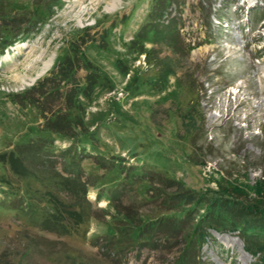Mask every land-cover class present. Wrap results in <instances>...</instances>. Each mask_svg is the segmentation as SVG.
I'll use <instances>...</instances> for the list:
<instances>
[{
    "label": "rangeland",
    "instance_id": "obj_1",
    "mask_svg": "<svg viewBox=\"0 0 264 264\" xmlns=\"http://www.w3.org/2000/svg\"><path fill=\"white\" fill-rule=\"evenodd\" d=\"M0 5V264H171L205 203L264 215V0ZM68 58L79 86L90 72L96 81L63 138L42 127L65 110L71 83L57 71ZM28 142L40 150L26 147L16 173L7 154ZM76 172L85 198L59 186ZM188 190V201L168 198ZM80 209L88 218L74 224ZM55 211L66 231L40 225ZM159 217L179 225L132 239ZM206 231L191 264H257L237 229Z\"/></svg>",
    "mask_w": 264,
    "mask_h": 264
},
{
    "label": "trees",
    "instance_id": "obj_2",
    "mask_svg": "<svg viewBox=\"0 0 264 264\" xmlns=\"http://www.w3.org/2000/svg\"><path fill=\"white\" fill-rule=\"evenodd\" d=\"M1 6V5H0ZM2 9L0 7V16L2 17ZM8 42L2 43V46H7ZM135 44V40L131 43ZM139 54L147 55L149 51H146L141 45V48L138 49ZM74 62V60H73ZM72 63L70 59L64 61V67L59 68L57 74L63 79L64 82L71 83V88L65 93L67 103L65 104V110L60 109L57 111L53 117H49L44 121V125L42 127V131L46 133H54L58 136L63 138H72L73 135L69 133L70 128H76L77 124H81V120L76 116L74 118L68 115V111L72 109H81L80 103L81 101L78 100L79 95H83L85 98L92 93L95 86L96 76L94 73H91L89 69H87L89 75L87 76V83L85 86H79V83L74 78V71L78 66L75 65L72 71ZM170 72H172L169 68L164 69L163 73H158L159 78H165ZM125 73V72H124ZM162 76V77H161ZM95 118V117H94ZM98 120L94 119L89 123V126H93L97 124ZM88 141L92 142V137L87 135L85 137ZM94 143V142H93ZM21 145V146H20ZM30 149V152H39V144H31L28 142L27 144H19L13 147V149L7 154L10 159V165L12 169L18 173L19 169V160L22 161L23 157L28 153L27 148ZM3 157H1V161ZM19 159V160H18ZM192 163L194 160H191ZM263 164H264V156H263ZM77 173V172H76ZM75 173V174H76ZM264 173V172H263ZM79 174L77 173L74 176H67L62 177L60 180V185L62 189L65 190L68 194L73 197H82L85 198L87 194V187L79 179ZM264 175V174H263ZM182 192V189L179 190ZM176 193L174 195H169L168 198H177L173 199V202H182V199L188 201L190 199L191 191L181 193ZM194 193V192H193ZM180 198V200L178 199ZM202 198V196H201ZM179 200V201H178ZM200 201V198L199 200ZM197 201V202H198ZM81 201H79L80 203ZM232 202L227 198H220L217 197L210 201L209 203H205V207L202 208V212L198 215V219L195 223H192L191 229L189 232H186L182 235L184 245L179 255H177L171 264H191V261L196 260L199 250L203 245V241L206 239L208 233L206 229L210 226L213 227L217 225L218 227L223 226H231L233 229H237L239 234L241 235V239L244 244V248L246 251L251 253L253 256H257V264H264V215L260 213L259 217L249 219L250 215H253L252 207L250 205H240L238 208H234L231 206ZM231 213L228 214L227 213ZM72 218L74 224L82 223L84 220L88 218L89 214L84 213L82 209L79 211H72ZM189 217L187 216L186 219L183 221L186 222ZM141 221V220H139ZM257 224H254V222ZM144 225L148 227L146 232L144 231V225L140 226L141 224H137L133 226L132 231V239L137 240L143 234L146 235L147 231L154 229H159L160 231H164L165 233L168 232L169 228L172 226L179 225L177 222H173L169 220L167 221L166 218L159 217L157 220L151 219L148 222H143ZM187 223V222H186ZM42 227L46 230H62L66 231L67 228V220L66 218L61 217L60 212L50 213L42 218L41 224ZM164 233V234H165ZM166 236V235H165ZM153 236L149 237L152 238ZM144 239H147L145 236ZM147 242L146 240L144 243ZM77 264H84L83 262H78Z\"/></svg>",
    "mask_w": 264,
    "mask_h": 264
}]
</instances>
